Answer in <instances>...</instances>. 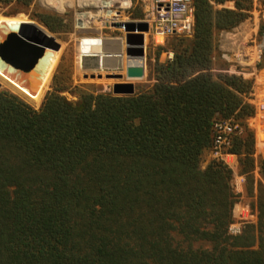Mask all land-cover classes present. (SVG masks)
I'll list each match as a JSON object with an SVG mask.
<instances>
[{"label": "trees", "instance_id": "16d2710c", "mask_svg": "<svg viewBox=\"0 0 264 264\" xmlns=\"http://www.w3.org/2000/svg\"><path fill=\"white\" fill-rule=\"evenodd\" d=\"M194 1L193 39L177 40L149 90L82 91L73 103L56 76L38 111L0 91V264H264V162L249 190L258 221L239 236L229 232L233 172L217 161L201 168L214 123L245 125L253 114L251 83L213 70L216 35L249 19L255 3ZM30 18L66 32L56 14ZM231 152L253 173L251 132Z\"/></svg>", "mask_w": 264, "mask_h": 264}, {"label": "rangeland", "instance_id": "374dc122", "mask_svg": "<svg viewBox=\"0 0 264 264\" xmlns=\"http://www.w3.org/2000/svg\"><path fill=\"white\" fill-rule=\"evenodd\" d=\"M6 1V0H4ZM128 0H118L115 2V6H124ZM255 3V9L253 11V17L257 18L261 21V35L264 34V0H253ZM131 9L122 11V22L133 23L141 21L144 17L143 8H141V3L139 0H130ZM108 7L110 5V0H33V3L30 7H26L23 4L16 3V1L10 0L9 3L0 4V20L3 19H11V20H22L24 22H34L38 26L42 27L49 33H51L45 26L38 24L36 21L31 20L30 16H37L40 13H50L56 14L66 19V29L64 33L52 34V36L60 43L61 50L59 51L60 57L59 62L54 70V73L51 78V82L48 86L44 94V98L42 103L36 107L31 105L29 102L24 100L19 95L12 92L7 84H2L1 92L6 91L9 92L29 106H31L35 110H40L42 107L46 96L49 92L53 91L54 79L56 76L62 81H65L66 86L68 88L67 91L62 93V96L68 99V101L76 103L79 100V93L90 92L95 94H112L113 95V86L115 84L120 83H133L136 87V94L141 93L145 90H149L156 84L155 80V67L157 64H167L170 62L169 56L172 55L173 59L175 58L174 53V45L177 40H187L190 41L193 39L194 35L191 38L186 37H172L166 43L164 47L155 46L151 39H147L146 41V76L141 81H128L126 79V67L127 61L124 55V70L118 72L119 75L122 74L124 76L123 80H114L107 79L106 74L102 75V79H91V76L94 74L86 73L82 70V66L80 63V51H81V43L85 39H103V40H118L124 39V32L115 28L105 29L101 24V19L103 17L102 6ZM233 9L234 5L232 3L226 4L225 6L218 7L217 9ZM114 14L115 12L108 11L107 15ZM143 15L142 17H140ZM252 16V15H251ZM42 29V30H43ZM44 32L49 35L46 31ZM195 34V33H194ZM217 38L219 35H216ZM80 46V47H79ZM125 52V46H124ZM216 58V62L214 63V67L217 69H225L227 64L219 58V56L214 55ZM129 64H134L133 61ZM264 68V60L261 65ZM115 74V73H114ZM88 76V77H85ZM234 120V119H231ZM248 120V119H247ZM241 127L244 135L248 134V130L245 125H241L240 122L234 120ZM247 122V121H246ZM256 150L254 147V153L252 155L254 159V168H252V172L250 175H244L242 166L243 158L237 156L236 166L233 170V182L232 186L234 192L237 194L238 203L234 208V222L230 226V234L232 236L241 235L245 225L247 222L243 220L248 217V213L255 215L254 221L256 224L258 221L257 218V199L256 197H251L249 194V190L251 186L258 187V183L261 181L260 167L261 163L264 162V159L256 157ZM214 161L211 149L204 152L201 168L202 170H206L208 166ZM249 211V212H248Z\"/></svg>", "mask_w": 264, "mask_h": 264}, {"label": "built area", "instance_id": "2783aa9c", "mask_svg": "<svg viewBox=\"0 0 264 264\" xmlns=\"http://www.w3.org/2000/svg\"><path fill=\"white\" fill-rule=\"evenodd\" d=\"M112 0L106 8L102 6L103 17L101 24L105 29L113 28L115 24L122 22V11L130 10V0L115 6ZM143 8L144 17L138 23L149 25V33L145 35L151 39L155 46L164 47L172 37L191 38L195 33L196 7L194 0H139ZM108 11L115 12L107 15ZM118 16V17H117ZM247 19L231 31H223L219 34L215 53L221 61L227 64L225 69L214 68L215 74H225L240 78L244 82L251 83L249 96L246 98L253 108V114L246 122V128L253 134L256 158L264 159V68L261 67L264 60V34L261 35V21L257 18ZM264 20V15L263 18ZM169 56L170 62L173 60ZM216 58L214 57V63ZM244 133L234 120H218L213 126V144L211 152L214 161L224 164L233 170L236 166L237 155L231 150L237 139L243 138ZM249 212V211H248ZM244 218L247 224H254L255 215L248 213Z\"/></svg>", "mask_w": 264, "mask_h": 264}, {"label": "water", "instance_id": "95a60500", "mask_svg": "<svg viewBox=\"0 0 264 264\" xmlns=\"http://www.w3.org/2000/svg\"><path fill=\"white\" fill-rule=\"evenodd\" d=\"M113 28L124 32L122 43L125 52L121 55L126 58V79L128 81H141L146 76V37L149 33V25L146 23H118ZM38 26L34 22L1 23L0 24V70L19 84L34 92L36 80L43 77L48 61L54 53L61 50L60 43L51 33ZM44 30L49 34L47 35ZM121 40V39H118ZM118 40L85 39L82 46L90 43H98L95 53L101 54L102 43ZM121 42V41H120ZM82 52L83 49H82ZM85 52H89L88 50ZM134 64H129L132 62ZM88 77V76H85ZM107 79L123 80L124 76L110 75ZM91 79H102V76L92 75ZM2 84L0 83V89ZM113 95L119 97H131L136 95V87L133 83L115 84Z\"/></svg>", "mask_w": 264, "mask_h": 264}, {"label": "bare ground", "instance_id": "6f19581e", "mask_svg": "<svg viewBox=\"0 0 264 264\" xmlns=\"http://www.w3.org/2000/svg\"><path fill=\"white\" fill-rule=\"evenodd\" d=\"M112 0H110L111 4ZM118 17V16H117ZM18 23V22H24L22 20H11V19H3L0 20L1 23ZM121 41V42H120ZM98 43H90L89 45L84 47L81 43V51H80V63L81 68L86 73L94 74L95 76L99 75H118V72H121L124 70V56L121 55V52H124V44L122 43V40L118 41H108L107 43L103 41L102 43V52L101 54H97L94 52V50H97ZM80 47V46H79ZM82 49L84 52H82ZM89 52H85V51ZM60 54L59 52L54 53L51 57V59L47 63L46 71L44 72V75L39 80H36V89L34 92L28 90L26 87L22 86V84H19L14 78L9 76L8 74L2 72L0 70V80L3 82V84H7L8 88L14 92L15 94L22 97L24 100L29 102L31 105L38 107L44 98V94L46 90L48 89V86L51 82L52 75L54 73V70L59 62ZM115 73V74H114ZM120 74V73H119ZM110 76V75H107ZM120 81V80H118ZM122 84V83H120Z\"/></svg>", "mask_w": 264, "mask_h": 264}]
</instances>
